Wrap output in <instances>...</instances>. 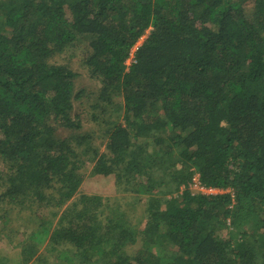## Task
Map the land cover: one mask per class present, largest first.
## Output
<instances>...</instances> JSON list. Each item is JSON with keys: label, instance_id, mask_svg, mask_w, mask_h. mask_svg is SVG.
Here are the masks:
<instances>
[{"label": "trees", "instance_id": "trees-1", "mask_svg": "<svg viewBox=\"0 0 264 264\" xmlns=\"http://www.w3.org/2000/svg\"><path fill=\"white\" fill-rule=\"evenodd\" d=\"M22 216L16 264H264V0H0V241Z\"/></svg>", "mask_w": 264, "mask_h": 264}, {"label": "rangeland", "instance_id": "rangeland-1", "mask_svg": "<svg viewBox=\"0 0 264 264\" xmlns=\"http://www.w3.org/2000/svg\"><path fill=\"white\" fill-rule=\"evenodd\" d=\"M140 43H142V41ZM61 59L63 61H65V63H66L68 60H70L69 54L68 53L63 54L61 56ZM71 67L74 70V72H77L79 75V78L76 81V83L78 84L79 87H82V85H83V87L86 90H88L92 87H94L95 89H96V87H98L97 82H95V78H91L89 72L84 67H81L79 60H72L71 61ZM92 100H90V101H92ZM91 126H94V125H91V124L86 125V127H88V128ZM101 182L102 181L98 182V181L88 180L83 184L80 191L87 193V194H89V193L91 194V193H93L94 188L97 184H99V187L102 186ZM106 182H109V183L108 184L103 183L105 186H103L99 189H101L102 192L105 193V195H106V193H108V195H109V191H108L109 188L107 186L112 182V180H108ZM187 190H188V192H190L191 195L196 193L194 190H190L188 188H187ZM132 196H133L132 194H128V195L127 194H118V195L112 196L111 206L113 207V204H115L116 206H119L122 208L123 207L122 205H124L125 203H129L132 200L131 199ZM108 197H110V196H106L105 198H108ZM137 198H139V197H137ZM141 198H142V202H141V205H138V207H142V205H144L143 202L145 201V197H140L139 200H141ZM117 202H120L122 205L116 204ZM137 210L138 211L136 212V215H140L141 210L139 208H137ZM130 219H131V222L133 224L136 222L135 215H134V217H131ZM13 224L16 228L14 230L16 232L15 233V240H12V238H10V240H11L10 245H8L7 241H5V240L0 241V259L8 260L7 264H16V262H17L16 260L18 258L14 257L13 254L15 252H18V249L21 248V246L17 243H18V241L20 242L23 240V238L25 237L24 233L27 230L29 231L30 229H32V227H33L32 224H34V222L29 221V223H28L26 218L24 216H22L21 220L18 219V221L14 222ZM0 225H1V223H0ZM4 230H5V227H4ZM5 233H6V231H5ZM16 245L18 246L17 247L18 249H15L14 251H12V250L8 251V250H10V248H12ZM139 247H140V243H136L135 245H130L126 248V252L128 254H134L139 249ZM62 252H63V254L69 253V251H67V250L61 251L59 253H62ZM50 258H48V259L51 260L52 258L51 259Z\"/></svg>", "mask_w": 264, "mask_h": 264}, {"label": "built area", "instance_id": "built-area-1", "mask_svg": "<svg viewBox=\"0 0 264 264\" xmlns=\"http://www.w3.org/2000/svg\"><path fill=\"white\" fill-rule=\"evenodd\" d=\"M141 40L137 43V45L132 49L131 51V54H130V57L129 59L126 61V64L127 65H130L134 62V53L137 49V47L141 44L140 43ZM190 189V190H194L196 193L195 194H192L193 196L195 195H201V196H214V195H218V194H222L224 193L223 190L221 189H217V188H213V187H205L202 185V183L200 182V179H199V175L196 174L194 175L191 180L189 181V183L185 186H182L180 188V191L178 193V196H182V192ZM188 191V190H187ZM176 197V196H175Z\"/></svg>", "mask_w": 264, "mask_h": 264}, {"label": "clouds", "instance_id": "clouds-1", "mask_svg": "<svg viewBox=\"0 0 264 264\" xmlns=\"http://www.w3.org/2000/svg\"><path fill=\"white\" fill-rule=\"evenodd\" d=\"M139 42V41H138ZM127 65V64H126ZM174 197L173 198H179V196H178V193L176 192V193H174V195H173ZM176 196V197H175Z\"/></svg>", "mask_w": 264, "mask_h": 264}]
</instances>
